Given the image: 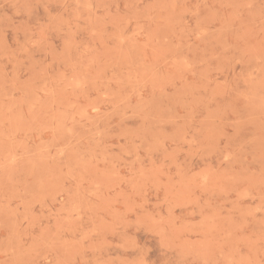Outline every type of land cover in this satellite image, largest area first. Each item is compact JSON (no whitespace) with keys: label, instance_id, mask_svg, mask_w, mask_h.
<instances>
[{"label":"rangeland","instance_id":"obj_1","mask_svg":"<svg viewBox=\"0 0 264 264\" xmlns=\"http://www.w3.org/2000/svg\"><path fill=\"white\" fill-rule=\"evenodd\" d=\"M0 264H264V0H0Z\"/></svg>","mask_w":264,"mask_h":264}]
</instances>
